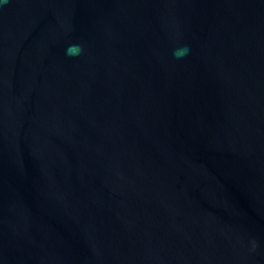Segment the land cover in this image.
I'll return each instance as SVG.
<instances>
[{
    "label": "water",
    "instance_id": "95a60500",
    "mask_svg": "<svg viewBox=\"0 0 264 264\" xmlns=\"http://www.w3.org/2000/svg\"><path fill=\"white\" fill-rule=\"evenodd\" d=\"M0 264H264V0L0 4Z\"/></svg>",
    "mask_w": 264,
    "mask_h": 264
},
{
    "label": "clouds",
    "instance_id": "9594fccd",
    "mask_svg": "<svg viewBox=\"0 0 264 264\" xmlns=\"http://www.w3.org/2000/svg\"><path fill=\"white\" fill-rule=\"evenodd\" d=\"M7 2V0H0V4H3ZM189 49L185 46L181 50L174 53L177 58H180L182 56H186L188 54ZM80 53V47L78 45H72L67 49V54L69 55H78Z\"/></svg>",
    "mask_w": 264,
    "mask_h": 264
}]
</instances>
